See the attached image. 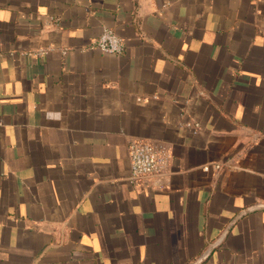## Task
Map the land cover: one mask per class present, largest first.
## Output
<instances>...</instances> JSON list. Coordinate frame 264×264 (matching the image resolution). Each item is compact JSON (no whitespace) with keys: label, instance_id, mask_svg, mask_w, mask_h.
<instances>
[{"label":"crops","instance_id":"obj_1","mask_svg":"<svg viewBox=\"0 0 264 264\" xmlns=\"http://www.w3.org/2000/svg\"><path fill=\"white\" fill-rule=\"evenodd\" d=\"M0 264H264V0H0Z\"/></svg>","mask_w":264,"mask_h":264},{"label":"built area","instance_id":"obj_2","mask_svg":"<svg viewBox=\"0 0 264 264\" xmlns=\"http://www.w3.org/2000/svg\"><path fill=\"white\" fill-rule=\"evenodd\" d=\"M91 48L103 54L121 55L125 50V45L123 39L116 31L105 28ZM128 151L131 184L142 185L147 178L163 173L167 168L169 155L148 140H132ZM216 168L218 169L219 166L216 165Z\"/></svg>","mask_w":264,"mask_h":264}]
</instances>
